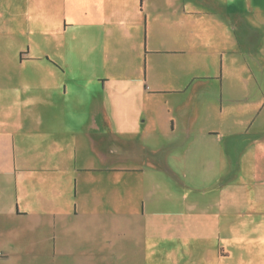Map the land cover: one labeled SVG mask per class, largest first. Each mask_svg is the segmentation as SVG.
I'll return each instance as SVG.
<instances>
[{
  "label": "crops",
  "instance_id": "0c3cea01",
  "mask_svg": "<svg viewBox=\"0 0 264 264\" xmlns=\"http://www.w3.org/2000/svg\"><path fill=\"white\" fill-rule=\"evenodd\" d=\"M138 3V0H0V61L10 57L3 55L4 45H8L15 48L10 54L16 64L42 62L47 66L29 72L0 73V264H264V0H140L139 6ZM19 14L27 16V26L33 30L28 31L37 32L36 41L24 47L1 37L3 29L12 35L10 26H14ZM120 14L134 17L131 25L138 30L142 23L136 17L143 14L145 32V86L140 73L123 87V93L132 97L138 88H146L152 91L148 94H158L155 85H162L161 77L155 70L150 75L149 56L186 59L203 54L204 58H210L207 64L213 63L211 59L215 57L220 59L221 95L245 101L251 107L249 137L238 134L229 138L232 134L226 125L204 123L193 134L203 145L202 156L197 159L205 161H194L196 158L190 151L193 138L173 153L172 159L179 160L180 156L184 159L177 166L174 164L184 177L175 184L174 191L187 194L198 187L192 177L201 175V188L206 193L201 199L185 197L167 203L148 200V205L142 199L131 206L127 198L130 192L141 189L144 198L146 191L144 186L136 188L131 184L107 186L106 190L93 187L103 192V198L114 197L109 200H94L90 187L81 190L84 199L79 196L82 186L78 179L83 171L146 174L143 168L127 166L128 161L121 157L131 150L121 143L132 142L134 155L149 156L145 142L140 144L129 137L133 132L128 118L133 107L130 100L124 106L111 97L115 93L108 76L94 78L81 70L70 74L62 65L68 63L69 57L83 63L85 46L78 40L80 32L108 30L110 17ZM51 15L60 16L59 25H52ZM43 16L47 18L42 19ZM77 16L106 18L100 29L76 24ZM196 20H202V38L197 47ZM40 26L49 33L48 39L39 33ZM75 30L79 31L76 35ZM101 32L104 42L105 31ZM53 33L65 34V40H50ZM160 37L163 43L156 40ZM140 47L138 54L142 53ZM57 48L64 49L63 55L56 53ZM227 57L238 64L245 61L256 66L250 87L242 86L240 75L224 72ZM216 76L210 73L205 77ZM67 77L88 81L82 86L89 95L81 97L84 103L80 101V106L61 105L68 98ZM177 87L182 89L181 84ZM66 111L73 113L70 119ZM24 112L31 114L28 116L33 121L23 119ZM174 124L171 122V130L175 129ZM193 127V121L185 123L183 140L190 139ZM73 138L105 145L106 151L97 155L105 160L103 166L85 170L77 165L76 149L70 154L62 153L60 145ZM40 141L53 149L38 147ZM149 153L157 155V148ZM129 157L126 156L128 160ZM207 161L214 167L212 175L206 171L211 168ZM155 166L156 170H162L161 166Z\"/></svg>",
  "mask_w": 264,
  "mask_h": 264
},
{
  "label": "rangeland",
  "instance_id": "374dc122",
  "mask_svg": "<svg viewBox=\"0 0 264 264\" xmlns=\"http://www.w3.org/2000/svg\"><path fill=\"white\" fill-rule=\"evenodd\" d=\"M138 6L140 5V0H138ZM52 25H59L58 21L60 16L51 15ZM46 19V16L41 17ZM76 24L83 23L87 24L88 28L90 25H95L96 27H103L104 19L103 16H87V17H74ZM134 17L128 16V14H120L118 16L110 17L107 27L108 30L105 31L106 41H102V32L96 33L92 30H85L83 33L80 32L79 42L85 46L83 55V63L76 62L74 57L68 58V63L62 64L65 70L74 74L78 71H86L94 78L99 75H105L111 78V86L115 95V101L119 104H124L128 106L126 102L129 101L130 105L133 106L130 111V126L133 128V132L129 136L130 139H135L140 144L146 143L147 158L143 155H134L135 149L133 147V142L131 145L126 143H121L124 148H131L128 153L123 154L121 157L125 159L127 166H133L135 168L145 169L146 174L141 175L136 173L129 174H119V173H94L83 171L79 175L78 184L82 186L79 191V196L84 199V194L81 190L84 188H92V198L97 201L109 200V198H114L112 195L109 198H103V192L97 190H106L107 186L114 185H125L131 184L132 187L139 188L145 187V197L142 198V190L138 188L130 192V198L127 196L131 206H135L136 202L145 199L148 205V200L162 201L167 203L172 200L182 199L185 197L193 198L195 200L201 199L203 192L201 188L202 176H193V183L197 184L198 187L191 189L187 194L184 192L174 191L175 184H179V180L183 179L174 167L184 161L181 156L172 159L173 153L175 154L183 144H188L192 138L193 145L190 148L193 158L195 160L198 156H202V143L198 142L195 138L194 132L196 129L202 127L205 124L210 123L213 126L226 125V130H231L229 138L238 137L242 135L243 137H249L251 135V125L253 121V113L249 104L245 101H235L231 100L229 96L223 94L219 91V79L221 74V63L220 59H211L213 63L207 64L210 58H204L205 55H193L192 57L180 58L169 55H156L149 56L152 62L148 63L149 73L155 70V74L161 77L160 85L156 83L155 92L158 94L151 95L148 94V89L144 88L140 90L138 88L135 96H128L127 92L123 93V87L131 84L133 78L138 77L141 73L142 85L145 86V68L146 62L144 59L143 49L144 43V16L142 14L140 22L141 27L135 29L131 24L134 23ZM160 19V17H159ZM201 19V18H199ZM113 23V24H112ZM161 25V24H160ZM54 26V27H55ZM77 26V25H76ZM202 20H196V31L194 36H196V47L200 43L202 38ZM13 31L11 33H6L7 31L3 29L1 35L2 39H11L14 45L27 46V43L33 44L36 41L35 35L37 32L33 31L31 26H27V16L19 14L17 20L14 21V26H10ZM40 26V34L44 36V39H48L49 33L43 31ZM53 28V27H52ZM76 28V27H75ZM78 28V26H77ZM76 28V29H77ZM142 28V29H141ZM74 30V29H73ZM72 30L67 33H71ZM79 33L78 30L74 31L76 35ZM49 38L54 40V42H62L65 40V34L53 33ZM160 43H163V37L156 39ZM12 44V43H11ZM142 46V53L138 54V47ZM3 55H9L0 61V73L5 74L7 72L22 73L29 72L31 70L47 67L46 64H41L39 62H24L22 64H16L15 59L11 56L10 52L12 49L8 45H4ZM61 45H59L60 47ZM53 49V48H52ZM56 53L63 55L64 49L57 48ZM13 54V53H12ZM7 60V61H6ZM185 70V71H184ZM215 72V73H214ZM224 72L228 75L237 74L241 76L242 81H239L243 87H250L251 84V74L257 73L256 66L253 63H243L238 64L232 58L227 57L224 65ZM210 73L217 74V79H208ZM66 82L68 83V98L65 102H62L67 107L75 104L80 106L82 99L81 97H87L89 95L88 89L83 88L84 83L88 81H75L71 77H67ZM147 84V83H146ZM181 84L182 89H177V85ZM240 84V85H241ZM142 86V87H144ZM133 92V91H132ZM81 99V100H80ZM81 101V102H80ZM84 103V102H82ZM36 105V103H32ZM73 113L66 111L67 119H70ZM26 112L22 113L23 119H28V121H33V118L28 116ZM28 116V117H27ZM187 121H193L192 134L190 139L183 140V130L184 125ZM171 122H174L175 129L171 130ZM229 128H228V127ZM231 128V129H230ZM144 129V132H143ZM182 130V131H181ZM227 131V132H228ZM179 136V137H178ZM197 142H196V141ZM118 143V142H117ZM119 144V143H118ZM37 146H42V148L47 150H52V145L47 147V143L40 141ZM105 145H93L88 144L83 139L73 138L66 143V145H60V151L63 153H73L77 150V165L78 167L84 166L85 170H97L103 166L105 160H101L97 155L104 153L106 151ZM229 150H231L230 143H228ZM157 148V155L153 153L150 154V150ZM115 148H110L114 150ZM109 150V149H108ZM228 150V151H229ZM35 151L37 149L35 148ZM42 151V149H41ZM144 154V153H143ZM130 155V159L126 158ZM145 155V154H144ZM151 155V156H150ZM183 157V155H182ZM174 158V157H173ZM205 161V160H204ZM208 162V161H207ZM209 163V162H208ZM161 166L162 170H156V166ZM208 174L212 175V162L209 163ZM94 168V169H93ZM84 170V169H82ZM213 178V177H210ZM192 182V181H191ZM194 184V185H195ZM179 186V185H178ZM97 190H94V188ZM180 187V186H179ZM180 190V189H179ZM183 190V189H181ZM128 194V193H127ZM114 231H117V223H114Z\"/></svg>",
  "mask_w": 264,
  "mask_h": 264
},
{
  "label": "built area",
  "instance_id": "2783aa9c",
  "mask_svg": "<svg viewBox=\"0 0 264 264\" xmlns=\"http://www.w3.org/2000/svg\"><path fill=\"white\" fill-rule=\"evenodd\" d=\"M0 255H2V253L0 252Z\"/></svg>",
  "mask_w": 264,
  "mask_h": 264
}]
</instances>
